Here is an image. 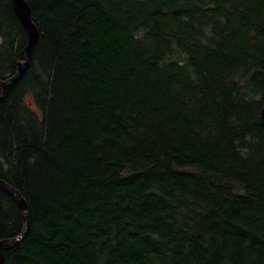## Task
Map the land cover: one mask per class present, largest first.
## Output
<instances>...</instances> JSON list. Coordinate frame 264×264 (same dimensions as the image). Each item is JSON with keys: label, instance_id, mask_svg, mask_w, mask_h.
Returning <instances> with one entry per match:
<instances>
[{"label": "trees", "instance_id": "1", "mask_svg": "<svg viewBox=\"0 0 264 264\" xmlns=\"http://www.w3.org/2000/svg\"><path fill=\"white\" fill-rule=\"evenodd\" d=\"M26 1L3 264H264V0ZM26 41L0 0V81Z\"/></svg>", "mask_w": 264, "mask_h": 264}, {"label": "water", "instance_id": "2", "mask_svg": "<svg viewBox=\"0 0 264 264\" xmlns=\"http://www.w3.org/2000/svg\"><path fill=\"white\" fill-rule=\"evenodd\" d=\"M14 15L20 22L23 30L27 35L26 45L20 53L18 62H17V71L16 73L7 78L6 80L0 81V104L2 102L3 95L7 88L11 86L13 83L17 82L19 78L25 73V69L29 58L31 56L33 47L37 44L39 39V31L37 26L34 24L31 18V8L26 0H10ZM261 118L264 119V106L261 110ZM0 189L10 196H12L17 203L18 207L22 213L23 219V227L21 232L9 239H4L0 241V264H3L5 253L17 246L20 242L23 241L27 234L28 230V207L25 200L22 198L20 193L10 186L9 184L5 183L0 179Z\"/></svg>", "mask_w": 264, "mask_h": 264}, {"label": "rangeland", "instance_id": "3", "mask_svg": "<svg viewBox=\"0 0 264 264\" xmlns=\"http://www.w3.org/2000/svg\"><path fill=\"white\" fill-rule=\"evenodd\" d=\"M26 102L29 103V102H30V98H27V99H26Z\"/></svg>", "mask_w": 264, "mask_h": 264}, {"label": "bare ground", "instance_id": "4", "mask_svg": "<svg viewBox=\"0 0 264 264\" xmlns=\"http://www.w3.org/2000/svg\"><path fill=\"white\" fill-rule=\"evenodd\" d=\"M23 198V197H22ZM25 200V199H24ZM26 202V201H25ZM27 204V203H26Z\"/></svg>", "mask_w": 264, "mask_h": 264}]
</instances>
